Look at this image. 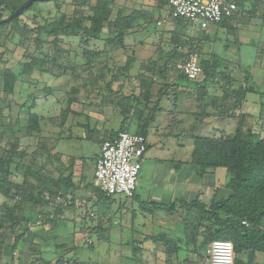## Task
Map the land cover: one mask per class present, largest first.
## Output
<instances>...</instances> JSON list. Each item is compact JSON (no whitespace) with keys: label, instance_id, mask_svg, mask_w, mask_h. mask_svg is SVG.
I'll use <instances>...</instances> for the list:
<instances>
[{"label":"crops","instance_id":"1","mask_svg":"<svg viewBox=\"0 0 264 264\" xmlns=\"http://www.w3.org/2000/svg\"><path fill=\"white\" fill-rule=\"evenodd\" d=\"M165 4L166 0H163V7L160 8V4L156 8L157 13L151 11L152 21L155 16L165 18ZM165 20L160 26L155 22L156 27L165 29V26L172 23L171 20ZM229 23L231 21H227L224 28H227ZM172 31L175 30L172 29ZM262 33L255 42H259L264 49V32ZM248 42L252 43L251 40ZM125 44V50L119 49L112 53L122 54L133 60L128 72L134 69L135 62L136 65L138 64V70L141 71L140 64L143 61L156 59L158 47H149L151 49L147 51L148 46L142 41L137 42L132 37L128 38ZM250 44L240 47L238 54L234 57L226 52L224 56L227 58L222 59L236 61L243 68L248 67L247 71L250 73L248 80L253 79L255 87L263 91L264 54L257 55ZM161 45L162 51L167 53L169 50L166 45L164 43ZM216 46L220 48L219 44ZM155 70L159 72V69ZM167 72L168 74L161 78V82L157 83L159 86L155 84L151 92L149 107H153L152 105L158 101L159 110L154 122L148 128L147 150L143 155L139 172V175L142 173V177L139 179L138 175L134 197L129 200L121 195L105 197L94 193L95 163L102 143L109 138L111 132H116L112 129V124L117 113L112 108L111 110L104 108L105 111L101 110L92 116L88 114L82 116L83 125L82 119L78 122L72 120L67 130L57 132L59 142L53 151L60 155L61 164L73 163L72 187L62 186L60 194L64 199L55 201L46 209H39L36 214H33L35 216L31 222L18 228L17 235L23 232L20 241L15 243L13 236L4 240L0 251V264H57L59 262L65 264L66 261L70 264H176V260L184 255V230L172 220L174 214L165 217L163 213L165 211L158 208L181 201L191 203L196 200L208 206L213 201L219 202L231 195V191L226 187L229 178L224 168L210 170L202 177L197 175L195 167L191 164L193 137L232 136L239 119L224 116V114L220 116L221 111L211 107H207L205 114H200L199 103L193 95L194 90L191 85L186 86L176 78L173 80L169 75L170 70ZM26 78L25 73L17 77L9 91H4L3 83L0 82V135L5 133V136L11 140L13 137L18 138L21 131L22 136H27L25 132L27 129L23 134V127L27 128L28 116L29 114L38 116L39 107L42 106L37 97L36 102L32 103L34 107L29 109L30 105L27 103L30 100L34 101V96L30 98L28 96ZM120 84L121 82L114 83L112 89L116 91ZM162 85H165V92L158 99V89ZM218 87V84L209 85L208 97L204 99V105H209L212 97L221 96V90ZM136 90L135 97L139 95V84ZM169 96L174 97L171 99L172 103ZM259 97L263 98L258 94H247L242 105L235 111V115L262 117L258 123L259 130L255 133H259L264 138V107L260 106L261 100L258 102L260 107L256 103ZM250 101L253 104L256 103L255 107L258 111L256 115L247 112ZM179 102L182 105L180 108H178ZM232 121L235 123L234 132L230 124H225L222 128L218 126V123ZM135 128L136 123L133 121L128 130L134 132ZM60 132H62L61 138ZM92 134L99 136L97 141ZM63 140L69 143L80 142L81 145L96 141L99 144L98 153L86 162L83 156L74 154V151L58 152L56 149ZM18 141L12 142L18 145ZM22 142L23 140L20 139V145L25 146ZM5 144L7 145V142ZM14 168L15 166L11 165L13 175L10 180L21 183L22 175L16 173ZM57 210L61 211L59 215H56ZM92 212H95L93 217L90 216ZM177 212H180V209H177ZM174 235L178 240L171 242V239H175ZM172 247L177 248L176 251L171 252ZM239 258L245 261L264 260V253L245 252Z\"/></svg>","mask_w":264,"mask_h":264},{"label":"trees","instance_id":"2","mask_svg":"<svg viewBox=\"0 0 264 264\" xmlns=\"http://www.w3.org/2000/svg\"><path fill=\"white\" fill-rule=\"evenodd\" d=\"M27 1L24 0L16 6L8 7L6 0H0V20L4 19L1 13L6 10V7L9 8V15H11ZM114 1L97 0L96 4L91 6V15L89 16H86L83 11H77L74 18L60 15L56 22L38 28L36 30L37 35L44 34L47 37H53V40L50 42L53 47L61 41L59 38L78 37L79 34L81 43H86L87 45L89 42H92L94 47L97 43H101V50L96 48L97 50H94V52H83L85 56L87 55V58L89 57L83 69L92 70L93 58H101V55L108 56L119 49L125 50L126 40L135 36V33H139L140 30L142 32L145 31L151 22L150 20L146 23L143 20L144 23L141 24L142 16L140 12L132 10L129 14L124 15L121 8L118 10L115 19L111 20L112 7L116 6ZM232 1L237 6L236 14L234 17L217 24L220 27H226L227 21H234L246 2H255L254 0ZM41 2L43 1L37 0L33 2L17 18L9 23L0 25V30H7L11 26L17 25L20 16ZM79 2L82 5H88L86 0H79ZM171 21L176 24L185 23L180 19ZM173 36V48L171 52L167 54L163 53L161 49L158 50L155 60L150 59L141 63V70L147 73H154V69H159V74L162 78L165 76L167 70H171L172 67L178 73L177 80L189 84L190 82L176 69V66L177 64L184 63L188 55L195 52L199 56V64L204 79L194 86L191 83L190 85L194 90L193 95L199 103L200 114H205L207 107H211L218 109L219 112L221 111L220 116L224 114V116L236 117L239 120L235 134L231 137H193L194 148L191 164L195 167L197 175L202 177L210 170L224 168L229 178L226 187L231 191V195L219 202L213 201L208 206L196 200L191 203L181 201L166 207L159 206L158 209L164 210L169 215L177 213V209L186 213V217L184 218V239L186 242L195 243L197 237L201 236L202 241L199 248L205 250L213 241H230L234 249V264H248L253 260H241L239 258L241 254L245 252L250 254L256 252L264 253V138L259 133L252 131L253 126H250V123H248V120H250L249 115L236 116L235 111L242 105L247 94H258L264 97V90L260 91L255 85L250 84L247 79L248 76L242 80V83L238 87H233L231 90L228 87L232 84L222 85L220 82H217L216 84H218V88L221 90V96L212 97L211 103L204 105L203 101L208 97L209 85H216L212 81H214L213 79L218 67L215 62L217 60L215 57H212L210 60H202L196 43L193 44L189 39L176 34ZM36 40L38 41V43L36 42L37 45L43 43L38 37ZM183 50L186 52L185 55L183 54ZM55 54H58V51ZM29 61L27 73H30L33 68L40 71L42 70L41 67L45 64L43 60L32 56L29 57ZM132 63L133 60L128 58L126 65L121 69L123 74L128 73V70L132 67ZM103 65L102 70H104L106 64ZM43 71L47 72L44 69ZM123 74L112 76V80L107 84L108 88L110 89L111 87L112 89V85L117 83ZM0 76L4 80L3 90L9 91L16 82L17 76L10 72H1ZM224 76V72L219 75L220 81L225 78ZM137 81L140 88L138 96L123 98L120 101L107 96L108 99L104 101L106 105L119 108L123 118L119 131L111 132L109 138L106 140H112L120 132H129L128 127L133 121L136 123L133 133L146 138L148 128L154 122L156 113L159 110L158 101L152 105L153 107H149L152 97L151 92L155 85L152 80L138 77ZM119 87L121 88V86ZM158 90L157 98L159 99L163 95L162 93L165 92V85H162ZM117 91L112 90V96H116ZM106 105L101 106L105 107ZM33 107L34 105L29 106V109L31 110ZM67 112L63 114L64 119ZM63 122L60 124L61 126ZM31 127L33 128V126ZM4 136L5 133L0 135V141ZM58 142L59 138H52V145L50 147L44 144L40 146V150L31 155H27L25 150H20L16 144L10 145L8 150L1 149L0 147L2 151V155L0 156V198H4L2 204H0V251L7 237H15V243L20 241L23 232L17 235L18 228L23 225L26 226L32 221L31 216L29 214L26 215L24 212L25 209L28 211L30 205H32V208L39 207L40 209H45L57 201V198L64 199L60 194L62 186L72 187L73 163L63 165L60 163V155L57 153L53 154ZM40 151L41 153L39 154ZM39 155L44 157V164L42 167L37 168L38 172L36 173L32 170L34 168L32 165L35 158ZM46 160L48 165H45ZM54 162H57V167H54L58 174L57 178L49 175L50 170L49 172L44 171V168L51 167ZM11 165L15 166L14 171L16 173L22 175L21 183H15L10 180V177L13 175ZM44 193L48 196L46 202L42 200ZM94 193L98 196H105L95 187ZM60 213V210L56 211V215ZM193 219H197L196 224H194ZM244 222L246 223L245 225L243 224ZM201 228L203 229L202 232H200ZM14 247L15 245L13 249ZM176 249L172 247L171 252L176 251ZM57 264L63 263L59 262ZM65 264L70 263L66 261Z\"/></svg>","mask_w":264,"mask_h":264},{"label":"rangeland","instance_id":"3","mask_svg":"<svg viewBox=\"0 0 264 264\" xmlns=\"http://www.w3.org/2000/svg\"><path fill=\"white\" fill-rule=\"evenodd\" d=\"M6 1L8 2L7 6L12 7L18 5L24 0ZM86 1L88 2V5H82L79 0H47L37 3L31 10L20 16L17 25H13L7 30H0V73L10 72L17 77L25 73L27 75L26 80L28 83L29 98L34 96V100L36 101V98L38 97L39 103L42 105L39 107L40 110L38 111V116H36V114H29L28 116L26 122L27 128H25V126L23 127V134L24 130L27 129L25 130L27 136H22V131L18 134V138L13 137L12 140L4 136L2 141H0L1 149L8 150L13 142L19 140L17 142L18 147L24 148L23 150H25V153L31 155L37 150H40V146L44 144L50 147L52 145V138H57V132L67 130V126L69 127L72 120L78 122L79 119H82L83 122L81 124L83 125L84 118L82 116H86V114L92 116L93 114H97V112H101L104 108H106L105 110H111L110 108H112V110L117 113V116L113 119L112 129L119 131L123 120L122 115L120 114V109L106 105L104 104V101L108 99V97H113L116 101H120L123 98L135 97L134 94L137 92L138 77L145 80H152L157 86H159V84H157L161 82L159 72L156 70L154 73H147L143 70L140 71L138 70L139 67L138 64L136 65V62L134 64V69L123 74L121 69L126 65L128 56L120 55L118 53H111L108 56L101 55V58H93L92 70H84L83 68L89 57L87 58V55L85 56L83 52H94V50H97L96 48L101 50L102 44L97 43L94 47L92 42H89L87 45L86 43H81L80 34L78 37L59 38L61 41L58 42V40L55 47L50 43L53 40V37H47L44 34L37 35L38 33L36 30L38 28L56 22L60 15H64L67 18H74L76 17L77 11H83L86 16L91 15L90 8L96 4L97 0ZM254 1V3L246 2L244 4L242 11H239L235 20L227 24L229 28L220 27L219 25H211L208 30H199L196 25H188L186 23L176 24L174 22L167 25V27L165 26V29L158 26L156 27L155 22L151 20L150 13H157L156 8L159 7L160 4V8L161 6L163 7V0H115L114 2L116 6L112 7L110 19L114 20L117 16L118 10L121 8L123 10L122 14L124 15L129 14L132 10L140 12L142 16L141 24H143L144 21L147 23L151 20L149 23L150 25L145 31H143L144 33L140 30L142 33L139 31V33H135L136 35L132 37V39L137 40V42L142 41L144 45L148 46V48H146L147 51L150 50L151 48L149 47L152 46L158 47V50H160L162 47L161 44L164 43L169 50L167 51L168 54L173 48L172 40L174 34L189 39L193 44L196 43L202 60H210L212 57H215L217 60L215 62L218 67L213 79L214 81L212 82L214 84L220 82L222 85L232 84L228 87L229 90H231L233 87L236 88L238 83H242V80L246 76H248L247 79H249L250 73L247 71L249 69L248 67L243 68L236 61L230 62L223 60L224 57L225 59L227 58V56H224L225 53L228 52L231 57H234L235 54H238L240 47L245 44H250L248 41L251 40L252 43L250 44V47L255 49V53L257 52V55L264 54V49L259 45V42H255V39L260 38L259 35L264 32V0ZM8 7H6V10L1 13L3 18H6L10 14ZM172 29L175 31H172ZM104 32H106V30H104ZM37 37L40 41H43L41 45L36 44V42L38 43L36 40ZM217 44L220 45V48L216 46ZM56 51H58V54L54 55ZM235 51H237V53H235ZM183 52L185 55V50H183ZM221 55L222 57H220ZM30 56L39 58L45 62L44 66L41 67L42 70L39 71L38 69L33 68L30 73L26 72L29 67L28 64L30 63ZM255 57L257 58L256 55ZM256 61H258V58ZM103 64H106L104 70L101 69L104 66ZM252 64L254 65V63ZM256 64L257 62H255V65ZM245 65L248 66L249 64ZM43 69L47 70V72H44ZM223 72L225 78L220 81L219 75ZM119 74H123L118 81L121 82V88L117 87V95L112 96L111 91L113 89H111V87L109 89L107 84L112 80V76H117ZM165 74H168V72ZM169 75L173 80L178 77L177 71H175L174 68L172 69V67ZM203 79L204 75H202L199 80L190 83L194 86L196 83L202 82ZM248 81L255 85L253 79L252 81ZM0 82H4L1 76ZM181 83L188 86V83ZM262 90H264V88ZM169 97L170 100L174 98L173 96ZM263 99L264 97H259L256 102L258 103L259 100H261V107H264ZM33 102L34 101L30 100L27 104L32 106ZM172 102L173 101L171 100V103ZM256 103L253 104V102L250 101L247 106V112L256 115L258 112L257 107H255ZM260 103H258V106ZM101 105L106 106L102 108ZM181 106L182 105L179 102L178 108ZM254 108H256V110H254ZM66 112L67 114L64 119L63 114ZM260 120H262V117H250L248 123H250V126H253L252 131L255 132L259 130L258 123ZM62 122L63 125L61 126L60 124H62ZM225 124L232 125V132H234L233 128L235 127V123L233 121L218 123V126L222 128ZM31 126H33V128ZM61 133L62 132L59 134L60 138L62 135ZM92 135L97 141V137L99 136L95 134ZM220 137L225 138L231 136L222 135ZM20 139L23 140L22 143L25 144V146L20 145ZM96 141L86 142L84 145H81L80 142L69 143L63 140L60 142L56 150L62 153L74 151V154L79 155L80 157L83 156V159L88 162V159L98 153L99 144ZM5 142H7L8 146ZM13 145H15V143H13ZM40 153L41 151L39 154ZM1 155L2 151L0 150V156ZM43 164L44 157L39 155L33 162L32 167L34 168H32V170L37 173V168L42 167ZM45 165H48L47 160L45 161ZM54 167H57V162H54L51 167L48 166V168H44V171L49 172L50 170L51 172H49V175L57 178L58 174ZM140 177H142V173H140L139 179ZM45 198H48L46 193H44L42 197V200L46 202L47 199ZM3 199L4 198L2 197L0 198V204H2ZM28 208V211L25 209L24 212L26 215L29 214V216L31 213L36 214L40 209L39 207L32 208V205ZM163 213L165 214V217L171 216L166 212ZM33 214L31 218L35 216ZM185 217L186 213L180 211L174 214L172 220L179 225L180 229L184 230ZM193 222L196 224L197 219H193ZM202 231L203 229L201 228L200 232ZM175 240H178V238L175 237L174 240L171 239L173 242H175ZM201 241V236L197 237L195 243L186 242L184 239L183 252L185 253L182 256L183 258L179 257L178 260H176V264L182 261L181 264H209L208 250L210 245H208L205 250H201L199 248ZM184 258L186 259L184 260ZM250 263L264 264V260H253Z\"/></svg>","mask_w":264,"mask_h":264},{"label":"built area","instance_id":"4","mask_svg":"<svg viewBox=\"0 0 264 264\" xmlns=\"http://www.w3.org/2000/svg\"><path fill=\"white\" fill-rule=\"evenodd\" d=\"M165 11V18L154 17L158 26L165 19H180L188 25H196L199 30H208L211 25L234 17L237 6L232 0H166ZM176 69L189 82L197 81L203 75L199 56L195 52L190 53L184 63L177 64ZM146 150V138L130 131L120 132L112 140H105L95 163L94 187L106 197L121 195L131 200ZM94 213H90V216L93 217ZM208 254L209 264H234V249L230 241H213Z\"/></svg>","mask_w":264,"mask_h":264},{"label":"water","instance_id":"5","mask_svg":"<svg viewBox=\"0 0 264 264\" xmlns=\"http://www.w3.org/2000/svg\"><path fill=\"white\" fill-rule=\"evenodd\" d=\"M37 0H28L27 2H25L24 4H22L15 12H13L11 15H9L8 17L0 20V25L5 24V23H9L10 21H12L13 19L17 18L26 8H28L33 2H35ZM40 1H47V0H40Z\"/></svg>","mask_w":264,"mask_h":264}]
</instances>
